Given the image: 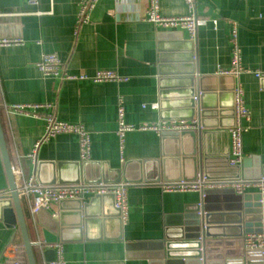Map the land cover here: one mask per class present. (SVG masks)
<instances>
[{"label": "crops", "instance_id": "crops-1", "mask_svg": "<svg viewBox=\"0 0 264 264\" xmlns=\"http://www.w3.org/2000/svg\"><path fill=\"white\" fill-rule=\"evenodd\" d=\"M79 1L39 0L35 7L28 0H0V40L23 41L20 45H0V120L13 167L37 177L40 163L46 176L54 163L61 165L62 174L69 178L76 164L82 165L79 140L70 134L43 143L37 164L29 157L45 133L46 117L52 114L59 121L82 125L91 134L87 162L92 163L94 175L107 166L119 170L128 162H162L163 133L133 131L123 140L119 138L120 102L125 122L134 126L185 120L163 116L183 109L185 103L178 91L187 88L184 83L190 77L204 79V101L211 111L229 104L233 88L242 89L251 120L243 123L247 131L243 135L241 179L245 169L254 174L264 167V0H196L197 15L207 24L199 28L194 40L186 30H161L144 22L149 0H100L90 21L76 35ZM159 3L163 16L189 15L184 0ZM234 25L242 66L252 73L232 78L221 75V71L231 68ZM43 54H56L63 73L92 77L99 70H110L127 81L94 83L66 80L63 74L44 76L37 66ZM256 72L263 77L257 78ZM14 105L30 106L28 114L13 113ZM230 122V115L207 117L203 130L209 134V149L217 160L230 156L231 128L225 127ZM179 158V162H166L170 184L177 183L174 180L183 171L185 157ZM223 168L231 175L227 163ZM169 183L128 186L129 215L125 222L115 212L111 198H86V214L71 210L69 204H57L39 212L35 222L28 204L21 199L29 235L33 242H44V231L57 230L65 264H184L182 260L159 259L157 245L167 240L166 234L177 227L180 217L195 213L203 196L200 192H164L162 186ZM8 191L0 150V195ZM211 197L223 202L233 199L231 194ZM262 217L264 220V199ZM11 242L22 246L24 254L19 261L28 263L18 221L8 225L0 218V264H13L4 256ZM49 245L53 244L43 250H53ZM43 253L36 250V263L50 264Z\"/></svg>", "mask_w": 264, "mask_h": 264}, {"label": "water", "instance_id": "water-1", "mask_svg": "<svg viewBox=\"0 0 264 264\" xmlns=\"http://www.w3.org/2000/svg\"><path fill=\"white\" fill-rule=\"evenodd\" d=\"M230 77V76H226ZM233 78V77H232ZM164 82V81H162ZM187 88L182 91L183 109L173 116L164 115L163 119H189L197 118V128L190 131L163 133L161 142L163 146L162 162H128L122 169H106L92 174L91 162L76 164L74 174L65 176L62 174V166L50 164L51 171L46 176L42 172V163L38 165V181L42 186H77L84 185H139L171 182L166 176V162H179L180 156H184L183 171L178 173L174 182H194L199 174L209 181L240 180V166L230 167L229 157L223 155L217 158L209 149L207 117L210 115H230L231 122L225 127L232 128L235 125L234 114V90L229 104H220L212 108L205 104L207 93L204 88V79L190 77L184 83ZM235 89V88H233ZM198 93V94H197ZM199 99V100H198ZM217 110V111H216ZM0 150L9 180V196L0 199V218L8 225H15L18 221L28 264L36 263V250L44 251L47 262L55 260V251L43 250L48 244H57L58 235L55 231H44V242L37 233L39 242H33L27 228L22 200L17 191L15 177L12 171V162L8 152L3 128L0 120ZM228 164L231 175L224 171L223 164ZM247 161L244 162L246 167ZM99 167V165H97ZM82 167V168H81ZM98 167L96 170L98 171ZM163 171V174L161 173ZM58 171V172H57ZM264 179V167L260 166L254 174L246 169L243 172L244 180ZM213 194H231L232 200L223 202L212 200ZM111 198L115 212L121 218V211L115 206L114 195L95 196L94 199ZM71 205V210L80 214L88 205L79 200H65L59 203ZM187 217H180L177 227L166 234V241L157 245L160 250L161 260H182L184 264H264L262 250H247L244 247V237L250 234H264V220L262 217V196L260 193H246L236 195L231 190H208L203 196L202 203L196 206ZM197 213V214H196ZM199 213V214H198ZM168 225H175L169 224ZM232 249V250H229ZM237 249V250H233Z\"/></svg>", "mask_w": 264, "mask_h": 264}, {"label": "built area", "instance_id": "built-area-1", "mask_svg": "<svg viewBox=\"0 0 264 264\" xmlns=\"http://www.w3.org/2000/svg\"><path fill=\"white\" fill-rule=\"evenodd\" d=\"M100 0H80L78 5L77 21L75 34L78 35L79 29L90 21V16L96 5ZM189 8V15L183 17H166L160 13L159 0H149V6L146 11L144 22L152 24L155 28L161 30H186L191 39L197 37V33L200 27L207 24V20L199 18L196 12V0H184ZM28 3L32 6L38 7L39 0H28ZM38 15H42L41 12H37ZM232 41V59L231 68L228 70H222L221 75L239 77L242 74L252 73L245 70L242 66V52L238 44L237 28L234 25L231 35ZM23 41L21 39H5L0 40L1 46L20 45ZM38 69L44 76H58L63 74V79L66 80H91L94 83H107L116 82L120 83L127 81V78L121 77L114 71L99 70L92 77L87 75H70L63 73V64L60 58L56 54H43L41 61L38 63ZM257 78H262L260 73H255ZM28 107L26 105H14L11 107L13 113L28 114ZM154 108H158V105H153ZM234 114L235 125L229 130L230 134V156L229 166L236 167L244 160L243 153V135L247 131L243 125L244 122L251 120L250 110L247 108L243 91L241 88L236 87L234 91ZM118 130L117 134L121 140L125 135L133 131L142 132H156V133H175L182 131L195 130L197 128V121L187 120H173V121H161L159 123H144L139 126L127 124L124 119V108L120 102L118 111ZM70 134L75 135L79 140L80 157L82 162L90 160L91 157V134L79 124H70L59 121L55 115H48L46 117L45 133L41 140H39L29 157L34 164L38 162V150L40 146L48 142L50 139L60 135ZM12 171L15 177V183L17 191L21 199H23L29 206L30 214L35 222L36 216L42 210H48L49 208L59 204L65 200H79L84 202L88 197L114 195L115 206L121 211V219L125 222L129 215L128 205V185H84L77 186H57L46 187L42 186L36 175L27 176L24 174L21 168L12 167ZM164 192L167 193H182V192H200L202 196H205V192L208 190H231L236 195L242 196L251 190H257L262 196V202L264 199V179L259 180H230V181H209L203 175H200L194 182L188 183L181 181L179 183H169L162 186ZM9 191L6 194H1L0 198L9 196ZM244 247L247 250H262L264 256V234H250L244 237ZM50 248L56 253L55 260L50 264H65L63 245L57 243L49 245ZM24 254V250L21 245L16 242H11L4 251V256L10 258V262L13 264H28L26 260L19 261L20 256Z\"/></svg>", "mask_w": 264, "mask_h": 264}]
</instances>
